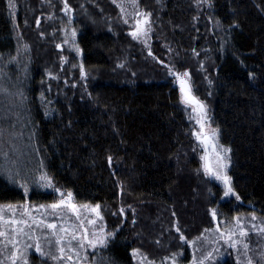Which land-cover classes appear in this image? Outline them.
<instances>
[{"label":"trees","instance_id":"16d2710c","mask_svg":"<svg viewBox=\"0 0 264 264\" xmlns=\"http://www.w3.org/2000/svg\"><path fill=\"white\" fill-rule=\"evenodd\" d=\"M17 2L16 31L9 1L0 0V82L6 98L14 92L18 99L21 90L25 97L16 109L8 104L14 153L24 160L19 168L29 165L24 155L41 160L54 186L71 191L78 205L100 206L103 226L115 236L92 253L96 264H134V249L154 264H170L176 253L178 264H193L213 249L207 244L216 245L209 209L220 221L238 214L264 221V0H210L211 7L140 0L141 10L151 13L148 48L130 37L110 0H67L80 60L63 44L62 0ZM10 57L17 58L16 85ZM169 67L190 74L219 143L231 149L227 173L240 200L224 197L204 175V150L192 134L197 126ZM3 172L0 205L24 201L23 188ZM50 195L31 191L29 200L49 203ZM218 246L235 257L222 241ZM250 258L260 264L254 252Z\"/></svg>","mask_w":264,"mask_h":264},{"label":"snow or ice","instance_id":"6c2138e0","mask_svg":"<svg viewBox=\"0 0 264 264\" xmlns=\"http://www.w3.org/2000/svg\"><path fill=\"white\" fill-rule=\"evenodd\" d=\"M43 2V0H42ZM115 3L116 0H113ZM65 16L68 17L67 24L70 26L73 23L72 12L73 9L67 3V0H62ZM128 3L131 4L134 9L133 13H128L127 9L124 6V3H117V7L121 10L122 18L127 15H132L134 18V26H131L133 30L129 32V35L137 41L148 39L149 33L152 31L150 16L151 13L142 11L139 9L137 0H128ZM201 4H204L208 7H211L210 0H196V6L200 7ZM10 10H14L15 5L12 3V0H9ZM83 8L84 6L81 5ZM51 19V17H49ZM123 22L128 24V19H124ZM39 19H37V26H39ZM217 26H219V21H217ZM111 30V29H109ZM64 31L63 44L69 46V50H74L77 55L80 54V49L75 45L76 29L72 28L70 31L67 29H62ZM58 49L61 48V44H57ZM25 50H27V45H24ZM19 51V50H18ZM150 56L152 52L148 53ZM3 59V57H0ZM16 57H10L8 64H12L16 61ZM61 63H65V58L61 57ZM118 67H123V65H117ZM75 67V65H73ZM165 67H168L165 65ZM169 75L174 76L175 82L178 83L180 93H181V103L185 105V108H192V117L196 122V130L193 131V136L196 139L199 147L203 148L204 154L200 156L202 161L201 169L203 170L204 175L210 180L214 179L223 186V195L224 197L234 196L236 200H240V196L235 192L232 179L227 173V169L230 163L229 153L230 148L225 147L219 143L218 140V131L212 129L208 124L210 116L208 115L207 105L199 100L193 92L190 85V76L188 72L178 73L175 72L171 67L168 68ZM2 72V70H0ZM80 76L81 79L87 78V73L85 72L84 66L80 65ZM50 79H57V77L49 74ZM75 87V85H72ZM0 94L8 95V89L0 87ZM18 99L21 104L24 102V93L23 91H18ZM4 130L0 129V133ZM15 151V150H14ZM195 151V148H194ZM7 154H5V159H7ZM18 159V158H17ZM111 162V157L108 158ZM13 166L16 168V161H13ZM22 169V170H21ZM3 174L7 177L10 183H18L21 188L24 189V192L29 191V183L34 182L39 184L41 187L53 188L60 197L57 202H54L47 206L51 210L54 216H57L59 211L62 208L69 209L74 215H76L77 220H81L79 215V208L84 207L90 211L92 217L87 220L88 225H92V230L89 231L85 228L83 221L80 223L79 229L70 230L64 224L58 225L57 223L46 222L44 219L37 220L34 216L30 214V210L25 207L22 212L19 208H13L12 206H7V211L12 213L9 218H5V208L0 206V253H2L8 246H11V252L9 254L10 264H29L27 253L29 250L35 251L42 259L52 260L59 264L60 261L67 260L70 264H83L84 260L87 259L86 256H83L82 253L86 252L88 249L95 250L103 249L108 246L110 238L114 236V232H109L106 229V226L100 225L97 227V221H102L103 217L101 216V210L99 205L95 206H78L74 203L73 193L67 191L65 194L60 188H57L53 184L52 177H50L43 170V163L41 162L36 168H30L26 165H21L20 168L5 169ZM31 174V176H30ZM123 186L121 185V188ZM17 212H20V215L17 216ZM212 220L217 223L215 232L218 234L215 241L216 244H219L221 241L223 244L240 253L243 251L246 264H253V261L250 257L247 256V253L250 250V246L247 242L249 236V231L244 227V219L241 217L234 218V223H228L227 221L218 220L219 212L216 209H209ZM115 214V213H114ZM120 214H124V210H120ZM27 217V219H25ZM62 219V217H59ZM257 217L252 215L251 217V227L255 229L259 234L264 235V221L261 222L260 227L257 228ZM135 223V220H133ZM223 224L224 227L221 228L220 225ZM5 225L7 228L5 229ZM46 228L47 234L42 230ZM82 229V231L80 230ZM179 231V229H177ZM210 229H205V233L209 232ZM180 239L182 242L187 243L189 247L197 248V241H187L186 238L181 235ZM198 240L206 239L205 237L197 238ZM31 241V243H29ZM159 243V242H157ZM45 245H47V251H45ZM55 248V250H54ZM219 252V248L214 247L211 251H207L199 260L193 259V264H207L209 260H213L215 264L214 253ZM139 250L134 249L132 252L133 257L139 255ZM181 253H176L171 259L172 264H178L177 257ZM264 258V253L261 254ZM154 264L152 261H147V257H140V264ZM0 264H3V261H0ZM237 264H241V261L238 257Z\"/></svg>","mask_w":264,"mask_h":264},{"label":"rangeland","instance_id":"374dc122","mask_svg":"<svg viewBox=\"0 0 264 264\" xmlns=\"http://www.w3.org/2000/svg\"><path fill=\"white\" fill-rule=\"evenodd\" d=\"M110 1H111V4L114 6L113 10L114 11L116 10L115 12H116L117 18L121 22H123L124 19H128V21H129L128 24H125L123 22V24H125V26H126L127 31L130 32L131 30H133V28L130 27V25L134 26V23H135L133 16L127 15V16L122 18L121 10L119 7H117V3L123 2L128 13H133L134 9L132 8L131 4L128 3V0H116L115 3L113 2V0H110ZM139 2H140V0H137L138 5H139ZM12 3L15 5L14 10H12V12L14 14V16H12V19L14 18V28L17 31L18 29L16 28V24H17L16 20H17L18 15H19L20 8L18 7L19 5H18L17 0H12ZM139 9L141 10L140 7H139ZM61 11H62V9H61ZM62 13H63L62 18L64 17V20H65L64 29H67L70 31L72 28H75L77 31V28L73 25V23L70 26L67 24L68 17L65 16L63 11H62ZM73 13L74 12H72L71 15H72V18L74 21V14ZM96 26L97 27H95V26L94 27L97 29H101V28H98L99 24H96ZM62 34H65L64 31ZM150 36L151 35L148 36V39L146 40V42L144 40H140V41L136 40V41L140 44H143L145 48H148L149 47V40H151ZM19 39H21V38H19ZM21 40H18L17 42H18L19 47H21L19 49L21 51H24V47H22V45H21V43H23V42ZM75 45H77L76 44V37H75ZM65 46L69 48L68 45H65ZM72 51L74 52V54L77 55V53L74 50H72ZM162 54L163 55H161V56H162L163 60H165V61L170 60L171 56L169 55V53H167L166 51L163 50ZM77 56L80 60L81 59V53ZM25 58L26 57L24 56L23 60H25ZM159 64L163 65L162 63H159ZM9 73L12 77H14V85H16V83L20 79L19 73L17 70V63H16V65H15V63L10 65ZM189 76H190V74H189ZM1 77L2 76L0 74V79H1ZM190 85H191L193 94L197 97V95L195 94L194 88H193V84L191 82V78H190ZM0 87H2L1 82H0ZM175 87H176V82H175ZM179 95H180V93H179ZM5 96L6 95L0 94V129L4 130L2 133H0V169L1 170L13 169V171H15L16 168H14V166H13V161H16V167L19 168L18 164L24 160L19 159L18 155L14 153V150H15V152L17 150L16 145L18 144V141L16 142L17 144L15 145V143H14V139H15V137H14V125H13L14 123H12V122H14V119H12V117H11L12 116V114L10 112L11 107L8 104H11V102L13 101L12 106H14V109H16L19 106V102H18V99L14 96V92L10 95L11 99L6 98ZM180 98H181V95H180ZM186 109L189 111V116L191 114V117H192V115H193L192 108L188 107ZM191 119L193 121V124L194 123L196 124L195 119H193V118H191ZM208 124L210 125V127L212 129H216L212 125L210 120L208 121ZM5 154H7V157H8L7 159H5ZM203 154H204V152L202 153V155ZM24 158L27 160L26 162H28V164H29L28 167H30V168H33L34 166L37 167L41 163V160L39 161V160L35 159V161H34V157L29 158V155H27V156L24 155ZM31 161H34V162H31ZM201 163H202V161H201ZM44 172H46V171L44 170ZM209 181L211 183L216 184L217 186L221 187L222 193H223V186L219 182L215 181L214 179H212V180L209 179ZM207 183L209 184L208 181H207ZM55 187L60 188L62 191L65 192V194L67 193V191L63 187H60V186H55ZM208 189H211L210 186ZM22 190L24 192V189H22ZM31 191H34V192L37 191V192H43L46 194H51L50 195L51 201L49 203H45V202H38V201L29 200V194L31 193ZM59 199H60V197H59L58 193L56 191H54L53 188L41 187L39 184L31 182V184L29 185V191L27 193H25L24 201H22L20 203H14V204L8 203L6 205H0V206H3L5 208V218H9L12 215V213L7 211V206H12L13 208H19L20 212H22L23 209L25 207H27L30 210V214L32 216H34L37 220L44 219L46 222L57 223L58 225L64 224L70 230L79 229L80 223H81V221H83L85 228H87L89 231L92 230L93 226L88 225L87 220L90 217L91 218H94V217H92V214L90 213V211L84 207L79 208V215L81 217V220H77L76 215H74L69 209H66V208H62L59 211V213L57 214V216H54L52 214L51 210L47 208V206L54 203V202H57ZM74 203H75V201H74ZM75 204L78 205L77 203H75ZM78 206H92V205L80 204ZM20 212H17V216L20 215ZM101 216H102V214H101ZM59 217H62V219ZM236 217H241L244 219V221H245L244 227L249 231V236L247 238V242L250 246V250L247 253V256L250 257V254L254 252V255L256 257H258L260 264H264V258H262V255H261L262 253H264V235L259 234L255 229H253L251 227L252 215L244 216V215L238 214V215L233 216L231 218V221H227V222L228 223H234V218H236ZM25 219H27V217H25ZM261 222L262 221H259L257 219V221H256L257 228L260 227ZM100 225H103L102 221H97V227ZM215 225L217 227V223ZM221 227H224V225ZM6 228H7V225H5V229ZM42 230L47 234L48 230L46 228H44ZM80 230L82 231V229H80ZM107 231H108V229H107ZM109 232H112V231H109ZM212 235L217 236V233H212ZM114 236H115V234H114ZM114 236L111 237L110 240H112L114 238ZM254 238H257L256 242L253 241ZM29 243H31V241H29ZM0 244H2V242H0ZM205 247L219 248L218 244H216V245L207 244ZM205 247H202V251L204 250ZM11 250H12L11 246L9 245L7 249H5L2 253H0V261H3V264H10L8 257H9ZM47 250H48L47 245H45V251H47ZM54 250H55V248H54ZM207 251H211V250L208 249ZM92 253H93V250H91V249H88L86 252L82 253L83 256L87 257V259L84 260L83 264H96L95 259L92 260V258H91ZM141 256L142 255L139 254L137 257L134 258L132 255L134 264H140V257ZM27 257L29 260V264H47L48 263L47 260L42 259L39 255H37L35 253L34 249L28 251ZM238 257L241 261V264H246V258H245L243 251H241L240 253H237L235 251V257H233L232 259H229L226 256V253L224 252V250L221 251L220 248H219V252L214 253L215 264H237ZM93 261H94V263H93ZM51 262H52V264H56V262H54L52 260H51ZM207 263L213 264V260H209ZM59 264H70V262L67 260H64V261H60ZM145 264H147V262H145ZM170 264H172V262H170ZM253 264H254V262H253Z\"/></svg>","mask_w":264,"mask_h":264},{"label":"water","instance_id":"95a60500","mask_svg":"<svg viewBox=\"0 0 264 264\" xmlns=\"http://www.w3.org/2000/svg\"><path fill=\"white\" fill-rule=\"evenodd\" d=\"M176 88L178 89V91H179V93H180V89H179V85H178V83H176ZM180 95H181V93H180Z\"/></svg>","mask_w":264,"mask_h":264},{"label":"bare ground","instance_id":"6f19581e","mask_svg":"<svg viewBox=\"0 0 264 264\" xmlns=\"http://www.w3.org/2000/svg\"><path fill=\"white\" fill-rule=\"evenodd\" d=\"M78 2V1H77ZM180 9V8H179ZM115 187V186H114ZM153 213V212H152ZM187 224V223H186ZM195 224V223H194ZM170 238V237H169ZM173 238V237H172ZM168 244H170V243H168Z\"/></svg>","mask_w":264,"mask_h":264}]
</instances>
